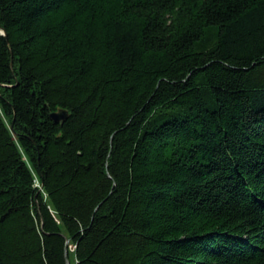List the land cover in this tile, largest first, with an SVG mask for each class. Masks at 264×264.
Here are the masks:
<instances>
[{
    "label": "trees",
    "instance_id": "1",
    "mask_svg": "<svg viewBox=\"0 0 264 264\" xmlns=\"http://www.w3.org/2000/svg\"><path fill=\"white\" fill-rule=\"evenodd\" d=\"M66 255L264 264V0H0V264Z\"/></svg>",
    "mask_w": 264,
    "mask_h": 264
},
{
    "label": "water",
    "instance_id": "2",
    "mask_svg": "<svg viewBox=\"0 0 264 264\" xmlns=\"http://www.w3.org/2000/svg\"><path fill=\"white\" fill-rule=\"evenodd\" d=\"M65 115H66V112L65 111H61V112H58V113H53L52 114V118H54L55 120H59V119L64 118ZM66 259H67V264H70V260L68 258V255H66Z\"/></svg>",
    "mask_w": 264,
    "mask_h": 264
},
{
    "label": "rangeland",
    "instance_id": "3",
    "mask_svg": "<svg viewBox=\"0 0 264 264\" xmlns=\"http://www.w3.org/2000/svg\"><path fill=\"white\" fill-rule=\"evenodd\" d=\"M73 249V248H72Z\"/></svg>",
    "mask_w": 264,
    "mask_h": 264
}]
</instances>
